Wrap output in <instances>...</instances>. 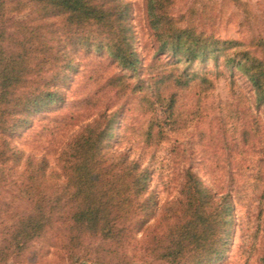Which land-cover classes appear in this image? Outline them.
Returning a JSON list of instances; mask_svg holds the SVG:
<instances>
[{
  "label": "trees",
  "instance_id": "16d2710c",
  "mask_svg": "<svg viewBox=\"0 0 264 264\" xmlns=\"http://www.w3.org/2000/svg\"><path fill=\"white\" fill-rule=\"evenodd\" d=\"M175 2L146 0L158 57L169 55L154 71L141 67L132 0H0V264H16L9 259L41 238L63 251L89 236L124 246L140 230L146 231L140 242L145 255L167 264H218L227 255L237 225L232 194L218 195L188 166L180 196L164 205L151 226L159 208L150 188L153 169L119 145L121 115L128 111L142 114L143 122L130 126L148 146L165 135L178 119L179 89L208 80L194 64L211 58L224 57L231 69L240 68L264 107V56L241 39L217 36L185 12L176 13ZM263 43L261 35L251 44ZM82 51H107L132 73L106 79L94 72L95 90L69 100ZM101 89L119 99L117 108L109 111L107 105L67 140L59 169L12 141L35 116L76 106L46 126L66 133L90 117Z\"/></svg>",
  "mask_w": 264,
  "mask_h": 264
},
{
  "label": "rangeland",
  "instance_id": "374dc122",
  "mask_svg": "<svg viewBox=\"0 0 264 264\" xmlns=\"http://www.w3.org/2000/svg\"><path fill=\"white\" fill-rule=\"evenodd\" d=\"M132 2L141 67L151 65V69L157 71L162 66L159 60L167 61L169 55L158 57L146 0ZM174 11L185 12L188 18L198 21L202 28L217 36L241 39L244 46L264 56V43L251 44L252 40L264 35V0H176ZM77 56L80 69L71 80V90H67L69 100L82 98L95 90L96 83L90 79L94 72H103L106 79L113 73H132L123 69L107 51L102 55L82 51ZM194 65V70L205 74L208 80L199 78L189 88L179 89L178 119L168 125L165 135L148 146L137 128L130 126L141 124L142 114L128 111L121 115L125 129L119 145L128 150L131 157L139 158L153 169L150 188L158 199L159 208L158 214L149 221L151 226L157 223L164 205L180 196L184 171L190 166L218 195L230 192L236 204L234 241L218 264H261L264 253V107L256 103L246 74L240 68L231 69L224 57ZM137 76L135 74L134 79ZM97 96L98 99H93L97 100V105L87 111L90 117H82L66 133L57 134L46 130V126L58 124L52 118H60L74 111L76 106L35 116L32 124L17 132L12 141L26 153L47 156L50 167L59 169V154L67 140L107 105H112L109 109L112 111L119 104V99L112 93L106 94L104 89L98 91ZM145 232L138 231L134 243L124 246L89 236L71 243V248L63 251L45 244L41 238L9 260L17 259L16 264H167L165 260L146 256L140 248ZM69 251L70 258L67 257Z\"/></svg>",
  "mask_w": 264,
  "mask_h": 264
}]
</instances>
